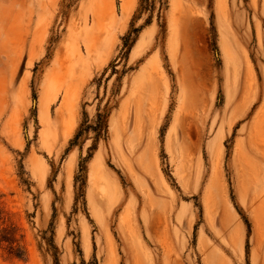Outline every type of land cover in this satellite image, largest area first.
<instances>
[{
    "label": "rangeland",
    "instance_id": "rangeland-1",
    "mask_svg": "<svg viewBox=\"0 0 264 264\" xmlns=\"http://www.w3.org/2000/svg\"><path fill=\"white\" fill-rule=\"evenodd\" d=\"M9 226L0 264H264V0H0Z\"/></svg>",
    "mask_w": 264,
    "mask_h": 264
},
{
    "label": "trees",
    "instance_id": "trees-1",
    "mask_svg": "<svg viewBox=\"0 0 264 264\" xmlns=\"http://www.w3.org/2000/svg\"><path fill=\"white\" fill-rule=\"evenodd\" d=\"M80 133V132H79ZM79 134H77L78 137ZM7 242L9 244L8 252L17 257L22 258L25 256L24 248L18 243V240L15 237V228L14 226L0 228V243ZM55 264H59L58 261H55Z\"/></svg>",
    "mask_w": 264,
    "mask_h": 264
},
{
    "label": "bare ground",
    "instance_id": "bare-ground-1",
    "mask_svg": "<svg viewBox=\"0 0 264 264\" xmlns=\"http://www.w3.org/2000/svg\"><path fill=\"white\" fill-rule=\"evenodd\" d=\"M107 3V2H106ZM108 4V3H107Z\"/></svg>",
    "mask_w": 264,
    "mask_h": 264
}]
</instances>
